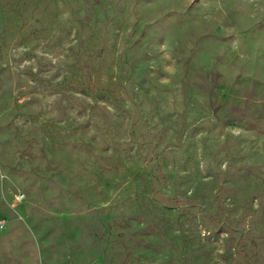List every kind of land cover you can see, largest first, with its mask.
Masks as SVG:
<instances>
[{
    "label": "rangeland",
    "instance_id": "374dc122",
    "mask_svg": "<svg viewBox=\"0 0 264 264\" xmlns=\"http://www.w3.org/2000/svg\"><path fill=\"white\" fill-rule=\"evenodd\" d=\"M0 264H264V0H0Z\"/></svg>",
    "mask_w": 264,
    "mask_h": 264
}]
</instances>
